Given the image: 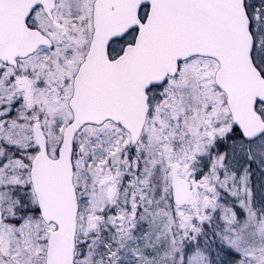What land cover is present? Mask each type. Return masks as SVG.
Instances as JSON below:
<instances>
[{"label":"snow or ice","instance_id":"snow-or-ice-1","mask_svg":"<svg viewBox=\"0 0 264 264\" xmlns=\"http://www.w3.org/2000/svg\"><path fill=\"white\" fill-rule=\"evenodd\" d=\"M0 264H264V0H0Z\"/></svg>","mask_w":264,"mask_h":264}]
</instances>
